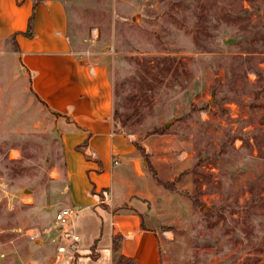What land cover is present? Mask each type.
I'll return each instance as SVG.
<instances>
[{
  "label": "rangeland",
  "instance_id": "rangeland-1",
  "mask_svg": "<svg viewBox=\"0 0 264 264\" xmlns=\"http://www.w3.org/2000/svg\"><path fill=\"white\" fill-rule=\"evenodd\" d=\"M62 1L75 51L109 67L123 192L162 264H264V0ZM19 62L0 55V264H70L59 128L11 88Z\"/></svg>",
  "mask_w": 264,
  "mask_h": 264
},
{
  "label": "crops",
  "instance_id": "crops-1",
  "mask_svg": "<svg viewBox=\"0 0 264 264\" xmlns=\"http://www.w3.org/2000/svg\"><path fill=\"white\" fill-rule=\"evenodd\" d=\"M8 50L20 61L19 84L11 88H28L59 128L64 170L58 175L66 180L65 207L75 212L66 226L80 241L75 254H58L70 264H87L89 257V264L99 257L108 264H162L157 234L142 228L135 196L123 192L120 162L133 151V140L116 127L109 67L75 51L65 3L0 0V55ZM66 226L58 228L63 238Z\"/></svg>",
  "mask_w": 264,
  "mask_h": 264
},
{
  "label": "built area",
  "instance_id": "built-area-1",
  "mask_svg": "<svg viewBox=\"0 0 264 264\" xmlns=\"http://www.w3.org/2000/svg\"><path fill=\"white\" fill-rule=\"evenodd\" d=\"M117 164V163H116ZM75 212L70 207H62L56 214V222L59 224V227H64L72 222ZM64 238L70 240L68 246L59 245L57 251L59 254H66L68 252L76 253L79 250V241L80 238L78 235L70 232H63Z\"/></svg>",
  "mask_w": 264,
  "mask_h": 264
},
{
  "label": "trees",
  "instance_id": "trees-1",
  "mask_svg": "<svg viewBox=\"0 0 264 264\" xmlns=\"http://www.w3.org/2000/svg\"><path fill=\"white\" fill-rule=\"evenodd\" d=\"M44 0H35V4H39V3H41V2H43ZM31 29H32V22L30 21V23H29V30L31 31ZM148 162V161H147ZM154 175H155V177H156V175L157 174H155L154 173ZM163 183V182H162ZM164 184V183H163ZM164 185H166V184H164ZM251 194H252V196H253V198L255 199L256 198V193H255V190H254V188L252 187L251 188ZM195 200H197V198H195ZM142 228L144 229V230H149L148 228H146V226L144 225V220H143V223H142ZM114 246L115 247H118V243L115 241V243H114Z\"/></svg>",
  "mask_w": 264,
  "mask_h": 264
}]
</instances>
